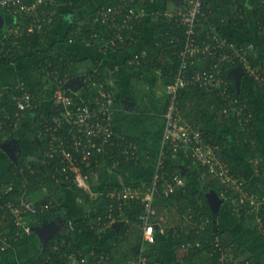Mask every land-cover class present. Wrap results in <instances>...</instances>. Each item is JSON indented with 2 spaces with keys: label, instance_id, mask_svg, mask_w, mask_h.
<instances>
[{
  "label": "built area",
  "instance_id": "obj_1",
  "mask_svg": "<svg viewBox=\"0 0 264 264\" xmlns=\"http://www.w3.org/2000/svg\"><path fill=\"white\" fill-rule=\"evenodd\" d=\"M166 1H169L167 7ZM52 3L54 0H0V10L6 15L1 14L3 27L0 34V59L11 57L14 53L13 47L18 46L24 35L42 36L46 33L55 18V14L48 9ZM203 4L204 0H118L117 4L102 5L97 9L94 19L107 27L110 33L100 42L94 41L96 35L91 36L92 44L87 43L88 47L107 55L108 51L132 46L137 40L138 28L143 21L160 18L171 22L175 29L180 31L181 37L176 34L168 38L170 44L180 42L181 46L174 50L177 68L173 81L167 84L164 90L168 102L163 114L164 125L152 183L144 192L117 188L105 194V197L120 210L117 213L118 217L123 216V207L127 206L130 200L137 199L136 194L140 196L143 212L137 218L141 221L143 240L146 243L155 242V228L150 221L154 215L153 198L160 191L169 196L179 189L183 190L185 185L184 178L175 172L171 174L170 180L165 182V188L161 185L166 179L162 172L164 160L170 154L183 155L190 160L186 170H190L191 175L194 174V180L214 181L218 188H212L208 192L213 193L219 200L228 202L229 210L234 217L242 218V215H248L260 206L258 195L249 189L246 178L233 172L222 159L220 147L206 143L199 129H195V126L185 122L180 116L178 94L185 88L196 87L208 93L217 91L220 97H226L227 86L223 75L227 65H237L230 72L240 68L254 82L260 86L264 85V65H256L253 62L257 56L253 45L229 40L220 34L218 27L204 22L207 17L203 11ZM239 17L242 18L241 11L236 19ZM5 18H8L6 25ZM261 32L264 35V25L261 26ZM73 41L71 38L68 42ZM155 45L160 48L161 42ZM148 58V52L141 51L128 57L126 63L130 67H136L146 64ZM93 72L94 75L102 77L98 67ZM156 72L161 73L160 69H156ZM60 75L61 72L53 77L46 74L56 85L54 93L47 100H50L52 105L50 112H56L57 115H53L51 121H45V131L51 133V138L43 162L51 165L56 161L59 164L58 172L61 170L72 175L73 182L78 188L95 197L91 195L88 181L94 168L101 166V160L104 159L106 162L103 157L107 156L109 151L115 153V156L111 157L114 159L113 163L109 164L116 167L119 158L135 161L137 148L124 137H118L112 129V109L115 103L113 93L100 90L98 95L92 96L88 91L95 85L91 75L81 77L80 83L73 81L68 84L63 82ZM17 89L20 94L14 96L17 108L15 117L29 118V115H24L25 110L32 111L40 107L41 101L38 102L33 93L23 85ZM222 112L226 117L233 112L241 126L246 125L250 117L243 106L238 105L236 99H231ZM253 163L255 171L259 173L257 166L260 160L255 159ZM160 186L162 190H159ZM11 190L12 188L5 191L0 188V192L4 194ZM49 204L51 203L49 202L42 210H47ZM5 208L14 215L16 225L23 228L25 234H31L32 227L22 223L25 221L23 214L35 213L36 208L29 202L20 206L8 202ZM107 218L114 219L112 214ZM208 220L206 217L196 233L205 229ZM258 223L261 224V221ZM160 231L163 233L162 228ZM6 241L7 239L3 238L4 246ZM194 246L201 247L202 243L196 241ZM213 249L221 250L217 239ZM66 258V264H82L75 254H69ZM219 261L222 263V259ZM135 264H147L146 257L141 253Z\"/></svg>",
  "mask_w": 264,
  "mask_h": 264
},
{
  "label": "trees",
  "instance_id": "obj_2",
  "mask_svg": "<svg viewBox=\"0 0 264 264\" xmlns=\"http://www.w3.org/2000/svg\"><path fill=\"white\" fill-rule=\"evenodd\" d=\"M67 1V4L69 3V8L72 11L78 10L82 8L87 1L89 0H65ZM226 1L228 0H204L203 4V11L206 14L207 19H204V22H207L209 25L212 24L216 27H218L219 32L222 36L227 37L229 40L232 41H241V43H253L251 40H237L236 38L232 37L231 35L234 34H228L225 35L221 32V29L225 26V23H221V17H218V13L220 14H226L227 11L221 12V7L223 8L226 4ZM264 1V0H263ZM247 3L249 5L254 4V0H247ZM104 4L103 6L111 5ZM245 7V6H244ZM248 6H246L247 8ZM259 8H261V11L259 12ZM257 10V6H256ZM97 11V10H96ZM220 11V12H219ZM243 8L242 18H238V26L239 29L245 28L246 24L248 23V18L246 16L245 19V12ZM0 13L5 15L4 12L0 10ZM217 13V14H216ZM92 17L95 21L94 17H96V13ZM260 14L264 17V3L261 4L258 7V13H256V17ZM6 16V15H5ZM55 15V18H59V16ZM7 18H5V25L7 24ZM90 25L88 24L86 30L82 29V34H79L80 36L71 35L70 31L67 32L65 35V38L62 39V41H67L68 38L74 37L78 38L84 36L85 38H89L88 36L92 34H96V38H94V41L99 42L104 37L108 36L110 31L107 27L102 26L99 22L95 21V24L92 26V19L90 20ZM139 26V25H138ZM141 26V24H140ZM139 26V28H141ZM138 28V30H139ZM259 28V27H258ZM263 29V28H262ZM230 30V29H229ZM233 31V30H232ZM2 30L0 29V34ZM93 32V33H92ZM256 36L259 41L264 42V35L262 34L260 29L256 30ZM180 36V31L175 29L174 25L171 22H168L166 20H163L162 18L157 19L153 22H151V35H150V43L153 45L154 48L156 47L157 42H161V47L158 48L159 50H162L164 53V56H167V59L161 60L156 58L155 60L147 61L146 64L140 65L141 68H146L149 74H152L155 76L153 71L156 69L162 72L159 76L156 77L161 80L164 84H170L173 81V76L177 68V58L174 55V50L180 48L181 44L180 42H175L174 44L169 43L170 37L174 35ZM44 34L40 37L36 35H24L19 40V44L16 47H13L14 49V55L12 58H4L0 59V65L8 66L11 64L12 59L15 58V56H28L27 53H32L33 51H38L42 47V39H44ZM87 40V39H86ZM92 44V41H90ZM90 48V47H89ZM91 49V48H90ZM124 48H119L115 51H108L107 55H102V58L104 60L109 57V55H114L115 53L122 52ZM255 52V49H254ZM16 53V54H15ZM35 53V52H33ZM32 53V54H33ZM58 53L56 55V59H59V64L63 68L61 71V79L63 81L67 80L68 78L72 76H76V69L72 70L70 67L67 66L68 62L71 61L73 56L71 53L66 49H59ZM256 54V53H255ZM258 56H256L255 60L252 58L253 62L256 65H264V54L257 53ZM149 56H152L149 54ZM10 58V60H9ZM102 58L100 62H102ZM128 58V57H127ZM126 58V59H127ZM126 59H124L125 65ZM46 60H40L39 62H36L34 64V68H42L43 69V75L47 74V70H50L48 68L46 70V67H48V63L45 62ZM48 62H51L48 60ZM104 65L100 63V66L95 64V67H98V72L102 73L101 82L100 85L104 89H108V86H106L107 81V75H105L104 72ZM234 66L237 65H227L224 70V80H225V86H227V92L226 97L223 98L222 96L218 94L217 91L207 93L204 90H200L199 88H185L181 90L178 94V102H179V110L181 106L187 108L190 106L191 108L194 107L192 104L194 103V100L196 98V95L198 93H207L211 95L212 97L218 99L215 103L214 107V113H217L218 110H222V108H225L231 99H236L238 102V105L243 106L244 110L247 112V114H250L248 123L244 126L236 125L238 128V131L236 132V139H237V152L239 155L243 157V159H250V157L256 156V141H257V133H256V122H255V110L253 108V102L252 99L249 97V95L245 92V85H247L251 89V93L255 96H257L261 91L264 89V85L260 87V85L257 82H254L246 73L243 72L242 69H240L241 72H236L234 70L233 72H230ZM130 67V66H129ZM135 68V67H133ZM145 69V70H146ZM91 70V69H90ZM93 71V70H91ZM236 72V74H235ZM69 73V76H66ZM158 74V73H157ZM65 75V76H64ZM47 78V77H46ZM105 78V79H104ZM45 83L44 81H40L38 83V87H36L37 90H33L31 93L35 95L37 99L41 98L44 99L46 96H51L54 93V90L56 88L55 82L51 78H47ZM158 80V79H157ZM132 87V86H131ZM43 88V89H42ZM263 88V89H262ZM0 140L7 139V137H4L6 134H9L8 138H12V136L15 135V132L19 126L23 124L26 118L21 117H15V114L17 112V108L15 105L14 96L18 95L19 91L15 86H10L5 91H0ZM204 93V94H205ZM20 94V93H19ZM44 94V95H43ZM97 91H94L93 95H96ZM92 95V94H91ZM92 95V96H93ZM132 98L134 99V92L132 91ZM261 96V95H260ZM230 99V100H229ZM121 97L119 94L116 95L114 102L118 103V108L122 110V105L120 101ZM136 102V99H134ZM188 102V106H186V103ZM137 105V104H136ZM250 112V113H249ZM28 110H25L24 115H28ZM201 114V113H200ZM53 115H57L56 112L52 113L49 112L48 109H38L37 115L33 119V122L31 123L29 127V132L35 135L37 138V141L39 142V148H42L43 158L46 154V151L48 149V143L51 138V133L46 132L44 126L46 125L45 121H51ZM204 114H201V116ZM119 118H116L117 122V129L121 132L122 131V120L125 119L123 117V114H117ZM204 117V116H203ZM225 119H233L234 122L236 121V117L231 112V115L226 117L223 115ZM248 118V117H247ZM246 118V119H247ZM238 123V122H237ZM195 129H199L200 133L202 134V137L206 143L218 145L221 149V157L224 161H226L233 172H235L234 166L232 164L234 163V160L230 156H226L223 152V148L225 144L222 142L221 139L215 138L212 134L207 133L204 130H201L197 125L190 123ZM164 120L163 118H156L153 119L152 122V130L163 128ZM149 127V126H148ZM149 128L145 130L142 133H133L134 136L129 137V139L135 140L138 142L139 146H136L137 151H140L142 162L135 164L134 162L130 160L129 162H126V160L119 158V163L116 166V173H110L108 174L105 170V165L107 163H113L114 159L112 160L111 157L115 156V153L109 151L107 156L103 157L106 159L101 160V166L98 168H94L93 175L97 177V182L95 185L91 184V195H95V199H91V197L85 193L82 189L78 188L76 184L73 182L72 175H68V173H63L61 170L58 172V166L59 164L54 161L53 164L48 165L45 162H43V159L40 158L42 156L37 155H31V154H24L20 153L15 161H3V164L0 165V188H2L4 191L7 188H12L11 191L4 194L0 192V243L4 245L3 238H6V251H11L14 248L21 247L22 244H25L28 242L29 238L31 236L34 237V233L32 234H25L23 228H19L16 223L14 222V215L6 210L5 206L8 202H14L16 205L20 206L25 202L31 203L35 208V213H25L23 214L25 220H28V223L26 225H29L30 227H39V225L45 224L46 222L50 221L54 215L64 209V210H73L79 209V201L81 207H90L92 206L91 202H94V205L96 206V209H103V210H95L93 215H91L90 220L99 218V216L106 217L107 215L114 214L115 216L117 213L120 212V210L114 205L112 201L107 199L105 196L106 193L109 191H112L113 187H117L118 185V177L121 176V179L124 181L125 185L128 187H135L136 190H139L141 192H144L146 190V185H149L152 183V179L156 170V163L158 160V154H159V148H160V142L161 137L156 138L155 141L150 142V133ZM4 132V134H3ZM149 137L148 139H146ZM153 137V136H151ZM30 139V137H29ZM3 141V140H2ZM1 142V141H0ZM158 150V151H157ZM145 155V156H144ZM190 163V160L188 158H185L183 155H167L164 160V169L162 170L164 176L166 179H164L161 182V185L163 188H165V182L167 180H170L171 174L173 172L177 173L178 175H181L184 178L185 185L182 189L177 190L175 193L165 196L164 194L160 193L157 194L153 198L152 202V209L154 212V215H152V219L158 220L157 218H161L162 213L168 214L170 211L175 210L178 217H180V223L178 224L179 227L176 228L175 232L178 237L181 238V240L186 243L187 241L196 242L199 241L202 243V246L197 247H191L189 249H183L186 251V253L183 256L187 261V264L189 262L195 261V263L192 264H235L240 262V264H251V260H253L254 256L250 255L246 251V247L240 246L235 247V240L232 238L230 232L228 230L220 231L218 229V232L214 233L213 231V223L212 218L209 215V209L204 199V193L212 188L217 189L218 186L214 181H206V182H198L194 181L192 182V175L190 174V170H186L187 164ZM141 166H145V168H141ZM61 167V165H60ZM104 167V168H102ZM62 168V167H61ZM99 172V173H98ZM264 172L263 169H260V173ZM190 174L191 176L188 178L187 175ZM98 175V176H97ZM69 177V178H68ZM57 178H59L61 181L67 179L69 181H72V186H70V190L66 189V191L63 192V188H60L56 182ZM141 187V188H140ZM248 187L251 191H253L255 194H257L260 198H262L264 203V194L261 192L258 188L254 186L252 183H248ZM43 188H46V192L42 193ZM112 189V190H111ZM159 190H162L161 186L159 187ZM98 191H102L103 194H97L100 199H104V204L101 202L100 199H97L96 193ZM72 196V197H70ZM80 197V198H79ZM76 198H79L77 203L75 201ZM49 207L47 210H42L43 207L47 206L48 203ZM71 203L73 205H76L72 208L70 206H66V203ZM100 205L98 206V204ZM128 205L123 207V216L125 218H130V221L138 222L137 224L141 225V221L137 218L142 212V202L140 199H133L130 200ZM264 205V204H263ZM262 206V204H261ZM260 206V207H261ZM260 207L254 212L246 215H242V218L238 219L240 223L243 222V226L247 227L250 230H260L264 232L263 227L262 229H259V223L258 221L264 222V215L263 213H260L259 209ZM87 208V207H86ZM225 212L226 209H228V204L224 207ZM85 210V209H83ZM127 213V217L124 215V213ZM162 212V213H161ZM182 215H185L182 219ZM188 216H191V218H187ZM206 217L209 219L205 225V229L202 233H196L197 228H199V225L205 221ZM234 218V217H232ZM151 219V218H150ZM235 219V218H234ZM129 220V219H128ZM151 221V220H150ZM162 221V220H161ZM87 221L82 219H74V231H68L67 233H64L62 235H57L54 238H49L47 241V247L42 252V255L39 257V261L37 264H50L51 262L55 264H66L67 262V255L69 254H75L78 256L80 262L82 264H85L87 261H90V263L87 264H104V262L99 261V255L104 253L110 255L112 258L111 261L107 264H114V257L112 254L111 246H107L106 250H97V246L100 243H109L105 240H102L103 236L100 237L99 232L97 230H90L88 226H86ZM257 224V225H256ZM163 227V226H162ZM137 228L134 227L132 234L134 235ZM164 233H167V230L164 228ZM190 231V234H186L183 232ZM122 233L124 232L121 231ZM170 232H174L173 229ZM169 232V233H170ZM120 233V236H123V234ZM158 233V232H157ZM156 234V230H155ZM132 236V235H129ZM36 238V237H34ZM16 239V240H15ZM218 240L219 245L221 246V250H214V242L215 240ZM118 240L122 241L118 238ZM180 240V241H181ZM103 241V242H101ZM81 244L84 246L82 247ZM234 246V247H232ZM56 247V249H54ZM85 247H88L89 253H91L90 259L87 258V255H85V252L83 251ZM92 250V251H90ZM83 253V254H82ZM88 254V253H87ZM178 256V255H177ZM85 257L87 261L85 260ZM150 257V255H149ZM182 258V256L180 255ZM183 259V258H182ZM222 259V263L219 261ZM157 264H164V261L158 257L156 259ZM105 263V264H106ZM149 264H154L149 261Z\"/></svg>",
  "mask_w": 264,
  "mask_h": 264
},
{
  "label": "crops",
  "instance_id": "obj_3",
  "mask_svg": "<svg viewBox=\"0 0 264 264\" xmlns=\"http://www.w3.org/2000/svg\"><path fill=\"white\" fill-rule=\"evenodd\" d=\"M261 4L264 3L263 0H254V4L249 5L247 3V0H228L226 1L225 6L221 7L222 11H227L226 14H220L218 13V17H221L220 21L221 23H225L223 29H221V32L225 35L232 34L231 36L236 38L237 40H250L248 38L249 35H245L244 33H247L248 30L252 28V34H256V30L260 29L261 26L264 25V17L258 14L256 17V13H258V7ZM117 4L118 0H89L87 3L80 9L72 11L69 8V3L67 4V1L65 0H54V3L49 5L48 9L53 12L55 15L59 16V18H54L48 29L46 30V33L44 34V39H42V47L38 51H33L35 53H27L28 56H20L21 59H27V58H33L34 63H31V67L33 72L38 74L40 81H44V83L48 80H46L48 77L46 75L42 76V68H34V64L36 62H39L40 60H46L45 62L48 63V67H46V70L51 67L50 70H47V74L53 77L59 74L63 68L59 64V59H56V55L59 51V49H66L68 50L73 58L71 61L68 62L67 66L70 67L72 70L76 69V76H72L68 78L67 80L63 81L65 83H72L75 81V79H78L80 83L81 77L84 75H91L93 76V83L95 85H92L88 91L93 95L94 91L100 90H106L110 91L114 94L116 97L117 94L121 97V105L122 110L118 108V103H114L113 109H112V117H113V124L112 129L115 134H117L118 137H124L127 141H130L134 143L136 146H139L138 142L132 139H129V137L134 136L133 133H142L148 128L150 133V142L155 141L156 138H160L162 135L163 128L152 130V122L153 119L156 118H163V114L167 107L168 102V96L165 94V86L167 84H164L159 80V78H156L157 76L160 77V74H157L156 70L152 73L155 74H149L147 69L141 68L139 66H136L135 68L129 67L125 65L124 59L127 57H130L134 53H138L141 51H147L148 54H151L152 56H149L147 61L155 60L156 58L164 60L167 59V56H164V52L162 50H159L158 48H154L153 45L150 43V35H151V22L155 21L148 20L143 21L141 23V28L138 30L137 34V40L135 43H133L132 46L126 47L123 49L122 52L115 53L114 55H109L108 59L103 60L105 61V65H108L107 68H109L111 71L109 74V77L106 81V86H108V89H104L101 87L100 82L101 77H98L94 75V70L96 69L95 64L100 65L102 54L100 52H97V50L93 47H88V42L92 41L91 36H94L96 34H92L88 36L89 38H85L84 36L79 37V39L76 37H69L67 41H62L63 38H65V35L67 32L70 31L71 35L80 36L79 34H82V29L80 28L81 24L88 23L89 25L90 20L92 19V26L95 24V21L93 20V16L96 13V10L104 5V4ZM166 7L169 5V1H166ZM164 4V3H160ZM245 6V7H244ZM246 6H248L246 8ZM257 6V10H256ZM86 7V8H85ZM85 8V9H84ZM160 5V9H161ZM243 8L245 12V19L246 16L248 18V23L246 24L245 28L239 29L238 21L236 19V16L239 14V11L243 13ZM261 11V8H259V12ZM220 12V11H219ZM217 14V13H216ZM237 14V15H235ZM1 15V13H0ZM56 16V17H57ZM252 20L251 24L249 25V17ZM95 18V17H94ZM8 20V18H7ZM164 20V19H163ZM259 27V28H258ZM230 29V30H229ZM233 30V31H232ZM93 33V32H92ZM40 37V36H38ZM74 39L73 42L69 43V39ZM87 39V40H86ZM99 42V40H97ZM241 42V41H239ZM244 44H251L252 43H244ZM157 47V46H156ZM256 50V49H255ZM256 55L258 56L257 50L255 51ZM16 54V53H15ZM14 55V54H13ZM11 55L10 58L13 57ZM18 56H15L14 59H12L11 64L8 66L14 64ZM9 58V60H10ZM50 60L51 62H48ZM154 62V61H153ZM3 68H7V66L0 65V91H5L10 86H15L17 88L18 86L23 85V87L30 92L33 90H37L36 87H38V83L35 88H27L25 84L21 81L12 83L11 79L6 76V73L4 72ZM93 71H91V70ZM69 76V73L66 75ZM47 77V78H46ZM50 78V77H49ZM105 79V78H104ZM110 79V80H109ZM158 79V80H157ZM77 82V81H76ZM111 82L113 83V86L111 85ZM47 83V82H46ZM76 83V84H78ZM132 86V87H131ZM246 89L245 92L249 95V97L252 99L253 102V108L255 110V122H256V133H257V141H256V156L250 157V159H243L241 155L237 152V148L235 150V145L237 144L236 139V132L238 131L237 128V120L234 122V120L231 119H225L223 117V109L218 110L217 113H214V107L215 103L218 99L212 97L211 95L207 93H198L196 95V98L194 100V103L192 104L194 107L188 106V102L186 103L187 108L180 106V116L181 118L187 122L197 125L201 130L206 131L209 134H212L215 136V138L221 139L222 142L225 144L223 148V152L226 156H230L234 163L232 166L235 168V173L240 174L241 176L245 177L248 183L254 184L256 188L259 189V181L257 177L263 178L264 172L260 173V176H257L254 171L255 164L253 161L255 159H258L259 156H261L259 159L260 164L257 166V169H263L264 171V154L261 151L260 148V133L262 132V125H264V89L259 93L257 96L253 95L251 92V89L245 85ZM261 87V86H260ZM43 89V88H42ZM132 91L134 92V99L132 98ZM44 95V94H43ZM261 95V96H260ZM1 96V93H0ZM35 96V95H34ZM35 99L39 102L41 101L40 107H37L36 109H33L32 111L35 112L34 115L28 114L33 122V119L37 115L38 109H45V106L43 105V102L48 99L49 96H46V98ZM137 104V105H136ZM241 111V109H239ZM204 114L201 116V114ZM250 113V112H249ZM117 114H123L122 121V131H119L116 127L117 122L116 118H119ZM33 116V117H32ZM204 116V117H203ZM29 119V118H26ZM120 119V118H119ZM236 124V125H235ZM241 126L240 124H238ZM149 126V127H148ZM4 134V132H3ZM9 134H6L4 137H7ZM153 136V137H151ZM147 137L146 139H148ZM159 150V149H158ZM157 150V151H158ZM20 154V153H19ZM18 154V155H19ZM145 156V155H144ZM136 162L135 164H138L142 162V156L140 151L136 150ZM123 159V158H122ZM125 160V159H124ZM130 160H126V162H129ZM119 163V160H118ZM229 165V164H228ZM117 166V165H116ZM141 168H145V166H141ZM253 169V170H252ZM256 175V176H254ZM191 175L188 174L187 177L189 178ZM262 180V179H261ZM194 177H192V182H194ZM118 185L117 187H113L112 189L117 188H124L126 191H136L135 187H128L125 185L124 181L121 179V176L118 177ZM151 184L146 185V189L150 187ZM141 188V187H140ZM111 189V190H112ZM260 190V189H259ZM261 191V190H260ZM264 193V191H262ZM99 194V193H96ZM137 199L140 198L138 194H136ZM97 199H100V197H96ZM260 200V207L259 211L260 213H263L264 215V203L262 198L258 196ZM204 199L209 209V215L212 218L213 223V231L216 233L218 232V229L220 231L228 230L232 236V238L235 240L236 244L235 247H246V251L253 255L254 258L251 260V264H264L263 260H259L256 255L254 254L253 250L251 249L250 245L247 243L245 239L240 237L235 231H239V229L247 228L243 226V222L237 221L240 218H236L232 215V212L228 209H226L225 212V205L228 204V202H223L221 199L219 200L216 196L213 195V193L206 191L204 193ZM102 204H104V199H100ZM92 206L91 208L88 206L81 207L79 204V209H74L73 213H71L70 219H73L71 221L69 218L66 220V223L68 226L70 225L69 231H74V219H82L86 220V226L89 227L90 230H97L100 231V237L103 236L102 240H105L107 243H100L97 246V250L104 251L106 250L107 246H111V250L113 251V257L114 259L121 258L120 262L114 264H124L125 262L135 264L139 255L142 253L144 257L147 259V264H149V261L157 264L156 259L161 258L164 261V264H172L173 262H177V264H187L188 259L186 260L183 256V253L185 254L186 251L183 249H189L191 247H194L195 242L187 241L184 243L180 237L176 235L177 232H175L176 228L179 227L180 223V217H178L177 213L173 211H170L168 214L162 213L160 216L161 218H157L158 220H154L151 217V223H153L154 228L156 230L155 234V242L154 243H146L143 240V228L142 225L137 224L138 222L130 221V218H125L124 216H119L116 214H112V217L114 218L111 220V218H107L104 216H99V218L90 220L91 215H93L94 211L96 210V206L94 205V202H91ZM78 204V203H77ZM73 205V204H71ZM68 206V205H67ZM99 206V204H98ZM85 209V210H83ZM100 209V208H99ZM103 210V209H100ZM185 215H182V219ZM69 217V216H68ZM234 217V218H232ZM67 218V217H66ZM129 219V220H128ZM162 220V221H161ZM119 221V222H118ZM215 221L218 223L215 224ZM261 221V220H260ZM50 223V221H48ZM114 225V228L112 227ZM257 225V224H256ZM264 225V222L261 221V224H259L258 228L262 229V226ZM42 225H39V228L42 227ZM163 226V227H162ZM134 227L137 228L134 235L132 234ZM160 228L166 229L167 233H161ZM174 232H170V231ZM124 232L122 233L121 231ZM264 230V227L263 229ZM204 231V230H203ZM201 231L200 233H202ZM257 232L262 231L253 230ZM158 232V233H157ZM170 232V233H169ZM120 233L123 234V236H120ZM183 233L190 234V231H184ZM132 235V236H129ZM131 237H134L131 239ZM121 239L122 241L118 240ZM181 240V241H180ZM103 242V241H101ZM197 247V246H195ZM234 247V246H232ZM88 248V247H85ZM199 248V247H197ZM92 251V250H90ZM102 251V252H103ZM128 251V253H127ZM83 254V253H82ZM111 255V254H110ZM109 253L108 254H100L99 261L101 262H107L109 263L111 261ZM150 255V257H149ZM177 255H181V257H178ZM91 253L87 254V258L90 259ZM177 258L176 259H174ZM115 261V260H114ZM132 261V262H131ZM195 262V261H193ZM193 262H189L188 264H192ZM90 263V261H88Z\"/></svg>",
  "mask_w": 264,
  "mask_h": 264
},
{
  "label": "rangeland",
  "instance_id": "obj_4",
  "mask_svg": "<svg viewBox=\"0 0 264 264\" xmlns=\"http://www.w3.org/2000/svg\"><path fill=\"white\" fill-rule=\"evenodd\" d=\"M235 15H237V14H235ZM251 21L252 20L249 17V25L251 24ZM87 26H88V23H83V24H81L80 28H83V29L85 28L84 30H86ZM252 31L253 30L251 28L250 30L247 31V33H244V34L249 35L248 38L254 43V44L252 43L254 49H256L258 53L264 54V42L259 41L255 33L250 35V33ZM105 57L106 56H104V58ZM104 58H102V61L104 60ZM106 59H108V57ZM31 63L32 64L34 63L33 58L21 59L20 56L18 55L14 64L7 66V68H3V70L6 73V76H8V78L11 79L12 83L22 81L27 88H35L37 83L39 82L40 78H39L38 74L34 73L32 68H30ZM102 65H104L103 67H104L105 75H107L109 77V74H110L109 71H111V70L109 68H107L108 65H105V61H103ZM1 73L2 72H0V74ZM108 77H107V79H108ZM20 82L18 84H20ZM111 85L113 86L112 82H111ZM43 105L45 106V109L46 110L48 109V111L50 112V107H52L50 100H45L43 102ZM28 112H29L28 114H31V115L35 114V112L31 111V110H29ZM31 123H32V119L29 116V119L25 120L23 122V124L17 128L15 135L12 136V138H8L9 137V135H8L7 139H2L3 141L0 140L1 141L0 142V165L3 164V161H15L16 157L21 152L24 154H31V155L33 154L34 156L35 155L42 156L40 159L41 160L43 159L42 148L41 147L39 148L40 145H39V142L37 141V138L35 137L34 134L29 132V127H30ZM261 128H262V132L260 133V143H261L260 148H261L262 153L264 154V125H262ZM29 137H30V139H29ZM235 150H236V145H235ZM260 157L261 156L258 157V160L261 159ZM104 167L106 169L105 171L108 174L116 173V167L115 166H111L109 163H107ZM104 167H102V168H104ZM254 171H255V169H254ZM255 174L257 176H260V173L256 172ZM256 175H254V176H256ZM257 178H258V180H260L259 184H261V185L259 186V189L262 192V191H264V177L263 178L257 177ZM96 180H97V177L95 175L91 174V176L89 177V181H88L90 188L92 187L90 183L95 185L97 182ZM56 183L59 184L58 186L60 188L64 189L63 192L66 191V189L70 190V186H72V181H69L66 179L61 181L59 178H57ZM85 185L87 186L88 184L85 183ZM46 191H47L46 188H43L42 193H45ZM98 193L103 194L102 191H98ZM70 197H72V196H70ZM90 197H91V199H95L94 196H90ZM79 198L75 199L76 203H77ZM79 204H80V202H79ZM67 205L70 206V208H72L71 203L67 202L66 206ZM99 205H100V203H99ZM74 206H76V205H73V207ZM96 210H99V209H96ZM71 213H73L72 210L67 211V210L62 209V210L58 211L54 215V217L51 218L50 223L46 222L45 224H43L42 227H45V230L42 231L40 234H38L35 231L37 226L33 227L32 232L34 233V237H36V238L31 236L29 238L28 242L25 244H22L21 247L14 248L13 250L8 252V251H6L7 246H4L0 243V264H37L39 261L38 260L39 257L42 255V252L47 247V240L49 238H54L57 235H62V234L67 233L69 231L68 229H70V225L68 226V224L66 223V220L68 218L70 219ZM127 213L128 212L124 213V215L126 216ZM25 218L26 217H23L24 220H25ZM70 220L73 221V219H70ZM26 222L28 223V220L22 221L23 224H27ZM215 224L217 225L218 223L215 221ZM112 227L114 228V225ZM238 230L239 231H235V232L240 237H242L243 239H245L247 241V243L250 245V247L253 250L256 257L260 261L263 260V262H264V234H262L261 232L250 230L248 228H243V229L238 228ZM48 233H50L49 236H48ZM47 236H48V239H45V240L42 239V238H45ZM132 238H134V237H131V239ZM81 246L83 247L84 245L81 244ZM83 251L85 252V255H87V253L89 254L88 248H84ZM127 253H128V251H127ZM178 257H180V255H178ZM120 259L121 258H117V259H115L114 262L118 263V262H120ZM174 259L177 260V258H175V257H174ZM85 260L87 261L86 257H85ZM87 263H88V261L85 264H87ZM193 263H195V262H193ZM112 264H113V262H112ZM124 264H131V263L125 262ZM172 264H177V262H173Z\"/></svg>",
  "mask_w": 264,
  "mask_h": 264
},
{
  "label": "water",
  "instance_id": "obj_5",
  "mask_svg": "<svg viewBox=\"0 0 264 264\" xmlns=\"http://www.w3.org/2000/svg\"><path fill=\"white\" fill-rule=\"evenodd\" d=\"M2 27H3V17L0 15V29H2ZM236 70V72H241L240 71V69L239 68H236L235 69ZM236 72H235V74H236ZM75 81H77V82H79V80L78 79H75ZM214 195V194H213ZM34 230V229H33ZM45 230V227H37L36 229H35V231L38 233V234H40L42 231H44ZM50 230V229H49ZM50 235V233H48V236ZM48 236L47 237H45V238H42L43 240H45V239H48ZM48 241V240H47Z\"/></svg>",
  "mask_w": 264,
  "mask_h": 264
}]
</instances>
